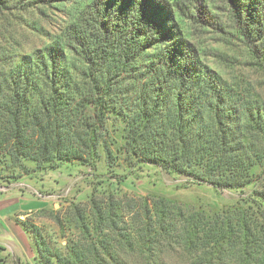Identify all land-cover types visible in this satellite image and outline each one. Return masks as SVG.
I'll list each match as a JSON object with an SVG mask.
<instances>
[{
	"label": "trees",
	"instance_id": "obj_1",
	"mask_svg": "<svg viewBox=\"0 0 264 264\" xmlns=\"http://www.w3.org/2000/svg\"><path fill=\"white\" fill-rule=\"evenodd\" d=\"M208 1L0 0L4 12L73 5L47 44L0 67V156L49 170L146 163L216 190L252 186L219 208L156 195L126 233L112 204L91 199L94 226L75 207L83 239L65 251L16 219L35 264H264V97L210 67L183 32L181 16L211 23ZM219 1L218 29L228 24L264 72V0Z\"/></svg>",
	"mask_w": 264,
	"mask_h": 264
},
{
	"label": "rangeland",
	"instance_id": "obj_2",
	"mask_svg": "<svg viewBox=\"0 0 264 264\" xmlns=\"http://www.w3.org/2000/svg\"><path fill=\"white\" fill-rule=\"evenodd\" d=\"M209 3L212 4L208 8L213 17L207 14V19L211 23L200 26L187 16H181L182 20H179L183 32L196 44L203 54V60L210 67L229 81L250 85L264 97V72L249 65L247 51L233 36V29L228 24L224 31L218 29V24L228 22L223 3L219 0ZM54 4L26 11H0L1 68H6L21 54L41 48L47 44L48 35L57 32L73 5L71 2ZM24 178L31 180L36 187L34 194L27 193L32 199L29 205L35 211L25 219L39 227L53 251H65V246L83 239L78 226L81 220L76 218L75 207L82 209L87 216L85 220L94 226L96 215L91 199L103 210L112 204L110 214L115 220L116 231L126 233L139 228V214L142 213L144 202L151 204L156 195L196 206L219 208L246 196L252 188L248 186L245 193L216 190L205 183H193L188 176L146 163L133 168L123 164L110 168L104 161L93 168L68 163L49 170L40 168L34 162L16 164L0 156V184ZM53 212L60 215L61 226L55 222ZM107 221L101 224L104 229L102 233L111 235Z\"/></svg>",
	"mask_w": 264,
	"mask_h": 264
},
{
	"label": "crops",
	"instance_id": "obj_3",
	"mask_svg": "<svg viewBox=\"0 0 264 264\" xmlns=\"http://www.w3.org/2000/svg\"><path fill=\"white\" fill-rule=\"evenodd\" d=\"M32 183L24 178L0 184V246L4 248L0 250V264H35L34 240L16 221L35 211L27 194H34L36 187Z\"/></svg>",
	"mask_w": 264,
	"mask_h": 264
}]
</instances>
